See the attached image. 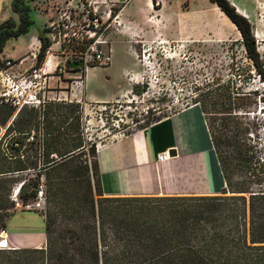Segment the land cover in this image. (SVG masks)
<instances>
[{"label":"trees","instance_id":"trees-1","mask_svg":"<svg viewBox=\"0 0 264 264\" xmlns=\"http://www.w3.org/2000/svg\"><path fill=\"white\" fill-rule=\"evenodd\" d=\"M35 1L38 0L10 1L18 18L10 16L0 23V51L9 40L30 31ZM211 1L239 29L247 56L264 81V58L251 21L230 0ZM39 38L38 65L50 45L45 28ZM251 96L224 83L208 89L197 101L226 181L223 194L106 196L97 151L92 147L91 168L88 164L83 168L92 169L99 197L91 200L89 209L81 210L89 213L95 226L86 219L80 223L74 218L57 239L50 208L45 218L47 246L0 249V264H264V158L259 143L253 139L256 123L250 117L254 111ZM16 111L12 105L0 104V126L7 125ZM55 114L60 117L57 125L51 119ZM81 117V105L75 102L50 100L41 108L22 107L5 133L12 134L11 147L18 157L9 164L0 158V195L7 183L17 180L14 174L39 167L34 161L21 159L29 148H24L26 142L34 148L32 156L42 151L48 159L44 168L54 162L49 160L52 154L64 159V164L82 156ZM45 120L49 124L40 136L34 129L39 131ZM33 131L34 139L28 141ZM53 172V167L45 171L48 179ZM58 184H46L49 203ZM38 186L39 178H30L29 183L21 184L20 197L25 202L34 199ZM69 211L74 212L71 207ZM1 225L6 228V223Z\"/></svg>","mask_w":264,"mask_h":264},{"label":"rangeland","instance_id":"rangeland-1","mask_svg":"<svg viewBox=\"0 0 264 264\" xmlns=\"http://www.w3.org/2000/svg\"><path fill=\"white\" fill-rule=\"evenodd\" d=\"M170 1L176 4L177 0ZM190 1L201 5L203 0H183L176 13H173L176 18L172 23H162L159 19V26L149 30L154 31V34L136 35L137 38L129 37V46L134 51L132 56L135 68L126 74V79L122 76L121 67L109 68L107 65H99L88 70L87 94L92 93L105 98L115 96L120 90L121 92L117 99L108 102L97 103L84 99V102L80 103L84 139L82 156L64 164V159H61L59 155L55 154V157L50 155L49 160L54 162L44 168L48 159L42 151L38 152L37 156H32L34 148L26 142L24 148H29L24 155L20 156L21 159L34 161L39 167L14 174L13 177L17 180L7 183V188L3 189L0 195L2 197L0 198V231L3 229L1 224L7 223L13 243L20 244L23 248H31L37 240L42 239L46 234V222L41 211L47 218L50 208L55 224L54 235L57 239H60L68 224L74 223V218L80 223L86 219L91 226H95L89 213L81 210L89 209L91 200L95 201L99 197L96 193L92 169L87 171L83 168V165L87 164L91 168L92 160H94L91 154L92 147L98 151L104 144L124 137L129 131L140 130V125L153 123L158 118L178 113L195 104L200 105L197 101L208 89H215L224 83L231 85L235 91H246L252 94L254 101L252 110L254 111L250 117L251 121L256 123L253 139L259 143L261 155L264 158V81L260 79L252 61L247 56L241 33L234 23L222 11H219L217 5H214V9H201L194 7ZM230 1L236 4L239 11L251 21L258 49L264 58V0ZM37 8L38 11L31 12L34 24L30 31L9 40L0 51L2 56L19 55L21 57L23 55L24 57L21 58H24V62L21 69L24 72L28 69L29 74L39 69L38 62L34 63L29 53L32 49L36 51L38 59L40 50L34 47L30 49L29 45L35 37H39L52 12L46 14L44 4L38 5ZM115 9L117 12L119 8ZM8 14L13 15L10 6ZM123 55L125 63H133L132 57L126 52ZM59 59L61 63H64V58ZM50 73L57 75L63 72L53 69ZM66 75L67 86L65 92L61 93V97L68 93L74 78L71 76L75 74L66 73ZM82 80L81 87L84 90V75ZM238 87H240L239 90H237ZM45 91L46 94L41 92L42 97L43 95L47 99L56 95L57 98L60 97V88L56 85L50 88L47 86ZM18 111L7 125L0 126V158L4 157L3 162L7 164L14 162L18 157L11 147L12 134L5 135ZM56 117H58L56 114L51 116V119L55 121L54 125L59 123L60 117ZM72 119L70 118L69 121ZM48 124L45 120L40 124L39 131L37 128L34 129L35 132L42 136ZM31 136L28 141H32ZM49 167H53L54 170L49 176L51 180L45 173ZM32 177L39 178V185L47 184L48 186L49 181L59 183L52 195V203L48 202L46 196L45 200L38 201L35 197L25 202L19 192L20 205H16L13 199L14 191L24 182L29 183ZM28 204H35V206L27 209L25 206ZM70 207L74 212L69 211ZM46 246L45 243L44 247Z\"/></svg>","mask_w":264,"mask_h":264},{"label":"crops","instance_id":"crops-1","mask_svg":"<svg viewBox=\"0 0 264 264\" xmlns=\"http://www.w3.org/2000/svg\"><path fill=\"white\" fill-rule=\"evenodd\" d=\"M10 1L5 0L0 3V17H2L0 23L10 17L8 14ZM54 1L57 0L35 1L32 3L33 11H38V5L42 4L46 9L49 3L48 10H46V14H49ZM99 1L102 9H106L108 4L119 8L121 25L112 28L108 33L112 60L115 59L109 68L121 67L122 76L126 79V74L135 68L132 56L134 51L129 46V37L137 38L136 35L154 34V31L149 30L159 26V19L162 20V23H172L176 18L173 13H176L183 0H177L176 4L164 0L161 7H155L153 0ZM175 5H177L176 8ZM192 5L201 9H214L216 4L211 0H203L201 5L193 3ZM234 5L238 9V6ZM12 13L13 17L18 18L13 11ZM52 15L51 12L49 19ZM48 21L45 22V25ZM40 46L39 37H35L29 45L30 49L33 47L39 49ZM125 52L132 57V64L125 63L123 55ZM7 56L20 58L19 55ZM87 76L88 71L84 80L86 100L102 103L117 99V96L120 95L121 90L115 96L105 98L92 93L87 94ZM46 85L49 88L56 85L63 93L67 86L66 76L49 75ZM165 150H175L176 155L168 161H158V154ZM97 157L102 189L106 196L220 195L223 194L226 187L204 113L198 104L162 117L143 129L104 144L98 149ZM41 214L45 221L44 214L42 212ZM4 230L8 235L9 244L13 248H23L22 245L11 241L7 223ZM45 243L46 234L42 239L37 240L31 248L42 247Z\"/></svg>","mask_w":264,"mask_h":264},{"label":"built area","instance_id":"built-area-1","mask_svg":"<svg viewBox=\"0 0 264 264\" xmlns=\"http://www.w3.org/2000/svg\"><path fill=\"white\" fill-rule=\"evenodd\" d=\"M0 1L2 3L5 0ZM153 2L156 7H161L164 0ZM51 10L53 15L45 25L50 45L38 70H34L32 74L27 73L28 69L24 72L21 69L24 58L0 54V104L6 103L20 110L24 106L41 108L50 100L82 103L85 99L81 87L82 76H85L92 67L109 66L112 63L108 33L112 28L121 25L119 11H115L114 5L108 4L106 9H102L99 0H57L52 3ZM29 55L32 56L34 63L38 62L36 51L31 50ZM60 57L64 58V63H61ZM53 69L63 72L57 75L66 77V73L75 75L71 76L74 78L64 97H61L60 92V97L57 98L56 95L47 99L45 95L42 97L41 92L46 94L47 76L56 75L50 73ZM171 157L170 150H165L158 154V161L165 162ZM45 189V184L38 186L36 196L38 201L45 200ZM19 192L20 187L16 188L13 194L17 206L20 205ZM34 206L35 204H28L25 207L31 209ZM3 230L0 231V235ZM8 246L0 249L13 248Z\"/></svg>","mask_w":264,"mask_h":264},{"label":"bare ground","instance_id":"bare-ground-1","mask_svg":"<svg viewBox=\"0 0 264 264\" xmlns=\"http://www.w3.org/2000/svg\"><path fill=\"white\" fill-rule=\"evenodd\" d=\"M0 242H1V244H0L1 247L0 248L9 247L8 246L9 245L8 235H7L5 230H3L2 234L0 235Z\"/></svg>","mask_w":264,"mask_h":264},{"label":"water","instance_id":"water-1","mask_svg":"<svg viewBox=\"0 0 264 264\" xmlns=\"http://www.w3.org/2000/svg\"><path fill=\"white\" fill-rule=\"evenodd\" d=\"M170 153H171L172 156L176 155V151L175 150L170 151Z\"/></svg>","mask_w":264,"mask_h":264}]
</instances>
